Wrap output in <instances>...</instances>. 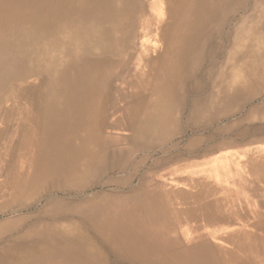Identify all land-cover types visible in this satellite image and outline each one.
Here are the masks:
<instances>
[{"label": "bare ground", "instance_id": "bare-ground-1", "mask_svg": "<svg viewBox=\"0 0 264 264\" xmlns=\"http://www.w3.org/2000/svg\"><path fill=\"white\" fill-rule=\"evenodd\" d=\"M0 264H264V0H0Z\"/></svg>", "mask_w": 264, "mask_h": 264}, {"label": "rangeland", "instance_id": "rangeland-1", "mask_svg": "<svg viewBox=\"0 0 264 264\" xmlns=\"http://www.w3.org/2000/svg\"><path fill=\"white\" fill-rule=\"evenodd\" d=\"M100 189H102V187L97 188L96 191H99ZM89 190L91 192L92 189L90 188Z\"/></svg>", "mask_w": 264, "mask_h": 264}]
</instances>
